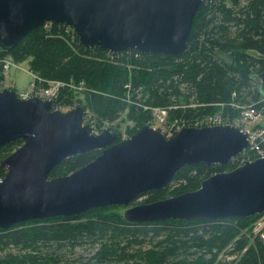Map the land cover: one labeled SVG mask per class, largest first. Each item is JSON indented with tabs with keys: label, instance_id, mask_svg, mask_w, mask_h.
Segmentation results:
<instances>
[{
	"label": "trees",
	"instance_id": "trees-1",
	"mask_svg": "<svg viewBox=\"0 0 264 264\" xmlns=\"http://www.w3.org/2000/svg\"><path fill=\"white\" fill-rule=\"evenodd\" d=\"M51 25L32 30L10 50L0 48V80L6 57L27 61L29 70L43 80L68 84L59 99H76L100 123L123 121L126 135L150 123L153 107L167 110L169 124L192 123L220 103L225 104V113L236 101L264 108L259 102L264 94V0H204L194 16L187 50L178 56L141 53L138 58L107 61V50L86 48L77 38L72 43L58 24ZM79 83L83 89L73 91L70 85ZM21 144L18 139L0 146V163ZM99 152L68 157L49 176L69 174ZM236 166L231 160L184 165L166 186L139 199L145 196L143 202L148 203L195 190L212 174ZM4 174L0 164V177ZM117 207L124 206L0 228V249L8 250L0 256V264H264V240L249 227L261 215L136 224L110 211ZM67 249L74 250L77 258H65ZM222 252L235 256L236 262L218 259Z\"/></svg>",
	"mask_w": 264,
	"mask_h": 264
},
{
	"label": "water",
	"instance_id": "water-1",
	"mask_svg": "<svg viewBox=\"0 0 264 264\" xmlns=\"http://www.w3.org/2000/svg\"><path fill=\"white\" fill-rule=\"evenodd\" d=\"M204 0H0V48L10 50L46 22L71 26L86 48L182 55ZM262 97L264 94H261ZM52 100L0 89V146L22 144L0 163V228L96 207L126 206L129 223L222 220L264 214V157L214 173L192 191L131 205L166 186L184 165L227 164L247 146L233 125L184 126L167 137L148 124L120 139L83 124L84 106L50 110ZM99 150L73 172L50 177L68 157Z\"/></svg>",
	"mask_w": 264,
	"mask_h": 264
},
{
	"label": "built area",
	"instance_id": "built-area-1",
	"mask_svg": "<svg viewBox=\"0 0 264 264\" xmlns=\"http://www.w3.org/2000/svg\"><path fill=\"white\" fill-rule=\"evenodd\" d=\"M50 24L45 23V28H49ZM59 28L63 29L73 43L76 40V34L73 32L71 27L69 26H59ZM78 42V41H77ZM141 53L129 49L125 51H121L118 53H113L111 51H106V55L104 59L107 61H113L118 58L127 56V57H135L138 58ZM11 68H20L17 62H14L12 58L6 57L3 60V75L7 73ZM21 69V68H20ZM27 74H29L32 78V87L33 90L31 94L39 95L46 99L52 100V109H69L78 105V101L74 98L65 101L64 99H59V94L62 88L67 87L68 84L62 81H45L41 77H39L36 73L27 69ZM44 81L46 83H44ZM44 83V84H43ZM73 91H81L84 87L83 83H79L78 85H70ZM4 87V79L0 80V89ZM131 95V94H130ZM128 101L130 98L128 97ZM259 102H263L264 107V98L261 97ZM258 102V103H259ZM230 105L231 110L230 113H225V104L220 103L219 105H215V110L206 113L201 118L194 120L192 123H178L175 126V130H178L182 126H215V125H234L239 129L246 131L248 134V145L244 150L235 156L231 161L233 163H237V166L242 165L246 161H252L256 158L264 157V108H257L255 103H240L238 101L232 102ZM152 120L157 123V127H159L162 131L170 134L173 131L174 127H170L166 125L168 113L166 109L161 107H153L151 109ZM84 122L89 124L90 132L93 134L99 133L103 128L109 125L108 122L100 123L94 116V113L91 109H85ZM251 125H254L251 128ZM2 177H0L1 181ZM264 236V235H262Z\"/></svg>",
	"mask_w": 264,
	"mask_h": 264
},
{
	"label": "rangeland",
	"instance_id": "rangeland-1",
	"mask_svg": "<svg viewBox=\"0 0 264 264\" xmlns=\"http://www.w3.org/2000/svg\"><path fill=\"white\" fill-rule=\"evenodd\" d=\"M18 65H19V67L21 69L20 68H11L7 73H5L4 85H5L6 88H10V89H13L14 91H16V93L18 95L23 96L24 94L27 95L28 93H30V91L33 90V87L31 85L32 84V78H31V76L29 74H27V69H29L27 61L20 62ZM245 103H247V102H245ZM118 120L120 121V119H118ZM132 123L133 122H131L129 124H132ZM148 124H152L154 126L158 125L157 123H155L153 121H150V123H148ZM168 124L169 123L166 122L167 126H168ZM177 124H178V122H176V120L170 121V127H174L173 131L175 130V126ZM111 126H114V127L118 128L119 131H122V130L125 129V124L123 123V121L121 123H119V124H115V122L111 123ZM253 126L254 125H251V128ZM173 131H171V133ZM129 135H126V136H129ZM145 199H147V197L145 198V196H143L142 198L134 201L131 205H134L135 203H139V202L141 203ZM125 209H126V206L117 207V208H111L110 211H114V212L119 213L120 215H123V212H124ZM249 227H251V232H252L253 235H256L257 233H260L261 238L264 240V236H262V235H264V214L261 215L258 218L253 219L251 221ZM247 232H248V236H250L249 234H251V233L249 232V230ZM7 251L8 250L3 251V250L0 249V256L4 255ZM12 251L15 252L16 250L13 249ZM63 254H64L65 258H67V259L68 258L69 259H76L77 258L74 250L67 249L66 251L63 252ZM86 258H87V255H83V259L82 260L85 261ZM234 258H235V256H233V255L230 256V255H228L227 253H224V252H222L219 255V257H218V259H220V260H222V261H224L226 263H229L231 261H235L236 262V260H234ZM78 264H81V262H79Z\"/></svg>",
	"mask_w": 264,
	"mask_h": 264
},
{
	"label": "bare ground",
	"instance_id": "bare-ground-1",
	"mask_svg": "<svg viewBox=\"0 0 264 264\" xmlns=\"http://www.w3.org/2000/svg\"><path fill=\"white\" fill-rule=\"evenodd\" d=\"M192 104V103H191Z\"/></svg>",
	"mask_w": 264,
	"mask_h": 264
}]
</instances>
